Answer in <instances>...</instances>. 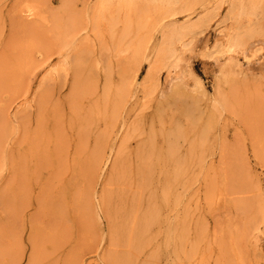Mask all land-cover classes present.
<instances>
[{
  "label": "rangeland",
  "instance_id": "1",
  "mask_svg": "<svg viewBox=\"0 0 264 264\" xmlns=\"http://www.w3.org/2000/svg\"><path fill=\"white\" fill-rule=\"evenodd\" d=\"M134 26L140 49L118 41ZM169 31L186 48L166 78ZM119 90L114 116L95 111ZM183 105L215 128L171 146L167 120ZM171 151L200 158L188 212L202 232L189 236L190 262L264 264V0H0V264H110L101 199L114 164L123 176L146 168L140 178L154 187L164 181L157 154ZM148 191L130 223L142 243L133 262L168 264L159 248L173 215L159 207L140 222L156 202Z\"/></svg>",
  "mask_w": 264,
  "mask_h": 264
},
{
  "label": "bare ground",
  "instance_id": "2",
  "mask_svg": "<svg viewBox=\"0 0 264 264\" xmlns=\"http://www.w3.org/2000/svg\"><path fill=\"white\" fill-rule=\"evenodd\" d=\"M164 1V0H157ZM23 19L29 20L35 17V12L29 7L21 12ZM140 26L125 28L120 34L121 44L124 46L130 43H135L137 49H140L141 41L138 40V32ZM221 33H217L216 40L222 41ZM184 34L181 32H167L162 39V44L159 48L160 56L165 60L164 69L166 71V78L175 76V71L182 62L183 49L186 48L184 42ZM225 43L220 44L221 57H229L232 53L234 42L228 38ZM252 58L244 57L243 61L249 65ZM229 63L226 62L222 69V77L220 81L226 85ZM219 87V85H218ZM217 87V88H218ZM201 89V87H198ZM177 88L171 90V94L167 95L164 102L172 101L171 98L175 96ZM125 96L124 91L114 94L112 99L103 103V107L95 106V111L101 109L106 117L114 116L115 111L123 102ZM107 106V107H105ZM158 119H163V113L157 114ZM178 118H169L167 120L169 125V135L165 136L164 140L167 144L173 145L175 139L191 138L196 141L205 135L210 134L214 130L213 122L202 120L201 116L192 109L191 106L183 105L179 107ZM179 119L183 124L179 123ZM107 162V161H106ZM104 163V166L106 164ZM156 162L162 166L163 182L155 183L154 187H148L147 178H140L142 168L136 170L133 174L123 176L121 161L114 164L112 179L107 183V190L102 196L103 211L108 222L110 233V245L114 250L111 256L112 262L110 264H139L133 262V255L136 254V249L140 248L141 232L138 228L133 229L130 226L133 218H136L140 211V204L138 198L141 197L142 192L148 190L150 200L156 201L154 206L147 205L149 213H147L140 222L152 217V210L154 212L161 209H167L173 215L172 219L164 221L165 232L162 237L159 251H163L167 255L168 264H192V255L195 251L196 243H192L190 235L196 236L197 233L202 232L200 225L193 226L190 223L188 204L189 199H192V188L195 180L199 177L200 158H177L176 153L171 151L169 154H157ZM140 171V173H139ZM206 193L214 192L215 186L207 184ZM125 189H127L125 191ZM132 190V191H131ZM134 205V206H133ZM256 210L262 206L260 202L256 204ZM157 207V208H156ZM180 211H182L180 213ZM263 216V215H262ZM156 222L155 219L151 220ZM142 233L144 229L141 230ZM146 235V234H145ZM196 238V237H195ZM199 241L206 242L207 238L203 234L198 238ZM205 255V253H204ZM142 264H152V262H142Z\"/></svg>",
  "mask_w": 264,
  "mask_h": 264
}]
</instances>
